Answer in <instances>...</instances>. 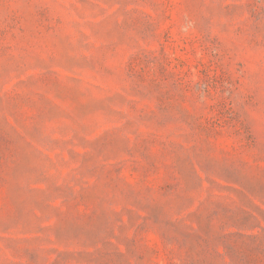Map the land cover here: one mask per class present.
Returning <instances> with one entry per match:
<instances>
[{"label":"rangeland","instance_id":"obj_1","mask_svg":"<svg viewBox=\"0 0 264 264\" xmlns=\"http://www.w3.org/2000/svg\"><path fill=\"white\" fill-rule=\"evenodd\" d=\"M0 264H264V0H0Z\"/></svg>","mask_w":264,"mask_h":264}]
</instances>
